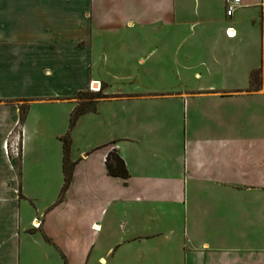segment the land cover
Masks as SVG:
<instances>
[{"label":"crops","instance_id":"0c3cea01","mask_svg":"<svg viewBox=\"0 0 264 264\" xmlns=\"http://www.w3.org/2000/svg\"><path fill=\"white\" fill-rule=\"evenodd\" d=\"M74 1L60 11L57 0H0V264H65L61 253L68 264H264V83H249L262 60L230 67L221 48L185 50L181 28L215 23L212 0H193L192 17L185 0ZM95 81L102 96L77 117L71 145L80 124L115 130L74 159L70 146L75 164L61 200L66 132L57 134L59 159L47 169L57 170L59 189L40 203L27 169L30 161L45 174L38 108L63 106L69 120L73 97ZM19 130V154L5 153ZM112 149L127 177L107 172ZM94 151L99 204L82 211L70 256L50 237L47 216L67 201L78 162ZM110 206L117 238L107 243Z\"/></svg>","mask_w":264,"mask_h":264},{"label":"rangeland","instance_id":"374dc122","mask_svg":"<svg viewBox=\"0 0 264 264\" xmlns=\"http://www.w3.org/2000/svg\"><path fill=\"white\" fill-rule=\"evenodd\" d=\"M241 1L244 5L238 7L234 12L233 17L228 20L224 18V6L221 4L220 0H212V12L215 23L210 24L205 28H200V25L198 24H193L190 27H188L189 25L187 24L184 30L181 28V33H185L187 38V41L183 46L186 51L188 50L190 52L191 50L198 48L200 49V53H204V56L211 52V47H217L218 51H220L221 48L223 52L229 54L230 67H242L244 64L257 65L259 61L262 60L260 70L256 72L254 71L255 73L251 72L249 75L250 86L259 88L264 83V77L261 74V68L263 69L264 66V60L262 59L264 56V23L261 22L260 24L257 15L263 14L262 17H264V0ZM51 3L52 7H54V1H50V3H42L43 15L45 9H48V6H50ZM74 3L75 6L81 4V0H75ZM64 4L65 0H57V9L60 11L61 9H64ZM193 5V0H185V6L189 9V12L187 13L189 17H192L196 13L195 9H193ZM59 18H61L60 14L58 20ZM42 19L44 20V18ZM227 25L234 27V34L229 36V39L223 36ZM214 37L216 41H220L211 44L210 41ZM94 88H97V86H94ZM92 93H95V91L87 86V89L84 90L83 93L76 94L73 99L78 100V102L82 99L89 100L90 98L88 96ZM80 96H84V98ZM96 98H93V100L95 101ZM26 107V102L20 104V109L24 110L23 113L25 112ZM38 109L39 113H42L41 115L46 119L45 125L42 129L43 136L40 138V142H42V145L45 147L43 150L44 156L42 165L45 174L40 175L36 166L30 163V161H27V169L32 176L31 186H29L30 192L37 198V201L45 203L51 199L53 201L57 196V191L59 189L58 188L56 191L57 183L60 179L59 174L57 170L55 172L48 170L47 162L54 161L56 164L59 159L60 144L58 138L56 139L55 136L57 134H63L68 129V115L63 106L40 105ZM110 125L111 126L106 127L104 130L100 128L99 131V129L97 130V125L93 123L92 128L94 129L91 128L93 131L88 132L83 128L82 124H80L72 130L71 137L73 141L71 145V158L74 159L80 150H87L93 142L111 136L115 130V125L114 123ZM19 128L20 127H16L15 130L17 131ZM97 157V152L94 151L78 162L76 180L68 194L67 201L55 207L47 216L46 228L51 234H49L50 237H55L57 241L61 242V244L64 243L67 248L69 247L70 256H73L75 252V250H73L74 247L72 242V240L75 239L74 236L80 237V233H74L82 228V211L85 210L94 213L96 211L95 207L99 204L97 199L102 190V186L91 174L96 169ZM14 159L17 160L16 158ZM106 190L109 189L106 187ZM62 197H57V200H61ZM93 200H95V202H93ZM102 203L101 198L100 205ZM88 204L89 210L87 208ZM113 209L115 210V208L110 206L108 210H106L107 224L105 226L104 234L101 237L107 243L114 238H117V228L115 225L113 226ZM61 254L64 258L65 264H68L63 253Z\"/></svg>","mask_w":264,"mask_h":264},{"label":"trees","instance_id":"16d2710c","mask_svg":"<svg viewBox=\"0 0 264 264\" xmlns=\"http://www.w3.org/2000/svg\"><path fill=\"white\" fill-rule=\"evenodd\" d=\"M260 70V67L258 69H255L251 72H256ZM250 72V74H251ZM254 72V73H255ZM83 93V91H79L78 94ZM102 96L100 92L92 93L90 96H88L89 100H80L71 110L68 120V129L65 134L60 136V139L62 141V147H63V156H62V170H63V183L59 191L58 197H62L63 193L67 189L73 172V167L75 164V160H72L70 158V146H71V139L69 135V130L73 127V125L76 122L77 117L85 112V111H94L95 110V101L93 98H98ZM84 98V96H80ZM96 98V99H97ZM23 111L21 110L20 119L23 117ZM105 166L107 169V172L110 175L113 176H120V177H127L129 175L128 170L126 168V165L124 163V160L117 154L115 149H112L107 152L105 156ZM59 200V199H58Z\"/></svg>","mask_w":264,"mask_h":264},{"label":"built area","instance_id":"2783aa9c","mask_svg":"<svg viewBox=\"0 0 264 264\" xmlns=\"http://www.w3.org/2000/svg\"><path fill=\"white\" fill-rule=\"evenodd\" d=\"M244 3L241 1V0H224V13H225V16L226 17H232L235 10L238 8V7H241L243 6ZM232 30V34L229 33V31ZM225 34L227 36H232L234 34V28L233 26L231 25H227L225 27ZM98 83V82H97ZM99 86H100V83H98L97 85V88L99 89ZM90 87V85H89ZM91 89H94V86H91ZM21 134H22V131L19 130L15 136V139L14 140H5L4 143H3V148H4V151L5 153H11V154H14V155H18L19 152H20V149H21ZM37 222V226H39L40 224V221H36ZM35 226V225H34Z\"/></svg>","mask_w":264,"mask_h":264},{"label":"bare ground","instance_id":"6f19581e","mask_svg":"<svg viewBox=\"0 0 264 264\" xmlns=\"http://www.w3.org/2000/svg\"><path fill=\"white\" fill-rule=\"evenodd\" d=\"M232 32H233L232 30L229 31L230 34H232ZM93 83H95V84H93ZM98 83H99V82H98ZM98 83H97V81L92 82V86H97ZM97 89H98V88H94L93 90H97ZM37 225H38V224H37Z\"/></svg>","mask_w":264,"mask_h":264}]
</instances>
